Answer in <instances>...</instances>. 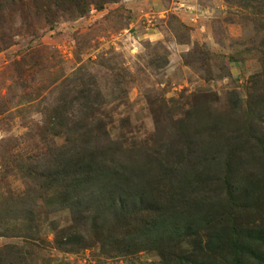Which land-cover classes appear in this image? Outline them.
Returning <instances> with one entry per match:
<instances>
[{
    "label": "rangeland",
    "instance_id": "rangeland-1",
    "mask_svg": "<svg viewBox=\"0 0 264 264\" xmlns=\"http://www.w3.org/2000/svg\"><path fill=\"white\" fill-rule=\"evenodd\" d=\"M263 45L264 5L241 7L234 0H119L36 38L14 37L0 51V197L35 192L29 164L36 168L53 149L44 114L75 100L80 81L100 86L109 133L124 143L131 162L161 157L177 140L198 151L213 133L232 148L256 152L264 141ZM28 48L36 52L27 56ZM180 118L188 121L182 137ZM39 206L47 210L42 199ZM69 221L65 210L44 213L35 223L45 233L39 248L0 237V249L17 251L29 264L157 261L148 252L109 258L93 239L58 250L52 230Z\"/></svg>",
    "mask_w": 264,
    "mask_h": 264
},
{
    "label": "trees",
    "instance_id": "trees-1",
    "mask_svg": "<svg viewBox=\"0 0 264 264\" xmlns=\"http://www.w3.org/2000/svg\"><path fill=\"white\" fill-rule=\"evenodd\" d=\"M117 1L0 0V51L13 45L14 37L36 38L60 21ZM234 1L241 7L264 5V0ZM35 50L28 48L26 55ZM79 87L75 100L44 114L52 153L29 168L35 192L45 198L35 192L0 197V237L22 238L39 248L45 233L35 223L44 213L65 210L69 224L52 230L58 250L93 239L109 258L153 253L157 261L149 264H264V141L256 152H245L213 133L198 151L177 140L161 157L132 163L124 143L109 133L100 86L80 81ZM187 122L177 120V136L184 135ZM255 160L260 163L252 164ZM0 264L29 263L17 251L0 249Z\"/></svg>",
    "mask_w": 264,
    "mask_h": 264
}]
</instances>
